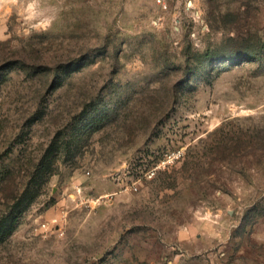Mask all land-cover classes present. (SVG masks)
<instances>
[{"label":"rangeland","instance_id":"rangeland-1","mask_svg":"<svg viewBox=\"0 0 264 264\" xmlns=\"http://www.w3.org/2000/svg\"><path fill=\"white\" fill-rule=\"evenodd\" d=\"M0 70V264H264V0H0Z\"/></svg>","mask_w":264,"mask_h":264},{"label":"trees","instance_id":"trees-1","mask_svg":"<svg viewBox=\"0 0 264 264\" xmlns=\"http://www.w3.org/2000/svg\"><path fill=\"white\" fill-rule=\"evenodd\" d=\"M244 43V42H243ZM236 44L238 50L237 51V54H239L240 56H247V55H250V53L248 52V48H249V43L247 42L246 44ZM245 46H243V45ZM8 65H18L20 67L24 66L25 62L21 59H13L12 61H9V63H7ZM0 73H1V70H0ZM223 127H221L220 129L217 130L218 133H222L220 137H218L217 139H215V141H217V144L214 145L212 144L211 145V148L212 149H216V148H219L220 146L225 148V149H230V148H234L235 149V146L234 147H231L232 144L230 143H234V139H238L239 141H241V138H243V136L245 138H250L253 139V137L255 138V136L253 135L254 132L253 131H249V132H252L248 134L247 133H241V134H238V135H231L230 133L228 132H223ZM247 134V136H246ZM246 140L244 139L242 142H245ZM192 170V166L190 165V162L185 161V163L183 164V167H182V171L184 172H190ZM28 204L31 202V199H28ZM14 209V208H13ZM12 212V215L14 216V218H17V216L19 215V213L17 212V209L15 208L14 211H11ZM10 217V215H8ZM6 232V231H5ZM1 234H4V233H1Z\"/></svg>","mask_w":264,"mask_h":264},{"label":"built area","instance_id":"built-area-1","mask_svg":"<svg viewBox=\"0 0 264 264\" xmlns=\"http://www.w3.org/2000/svg\"><path fill=\"white\" fill-rule=\"evenodd\" d=\"M168 1L169 0H156V2L164 7V8H167L168 7ZM183 152L182 150H178V151H172L170 153H167L166 154V157L163 161H161L160 163H157L153 168L152 170L150 171V175L151 176H154L155 173L157 172V168L159 166H161L162 164L165 166L166 164L168 163H174L175 161H177V159H179L181 156H182ZM137 188V187H136Z\"/></svg>","mask_w":264,"mask_h":264}]
</instances>
